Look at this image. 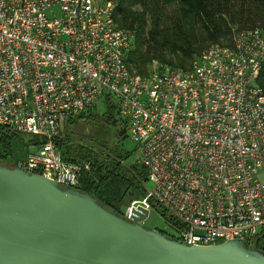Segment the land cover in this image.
I'll return each mask as SVG.
<instances>
[{"label": "built area", "instance_id": "1", "mask_svg": "<svg viewBox=\"0 0 264 264\" xmlns=\"http://www.w3.org/2000/svg\"><path fill=\"white\" fill-rule=\"evenodd\" d=\"M110 0H0V128L44 139L17 165L74 186L87 162L54 143L63 123L105 95L128 125L151 187L127 207L159 209L190 245L251 241L264 226V33L232 29L189 69L139 74L132 34Z\"/></svg>", "mask_w": 264, "mask_h": 264}, {"label": "water", "instance_id": "2", "mask_svg": "<svg viewBox=\"0 0 264 264\" xmlns=\"http://www.w3.org/2000/svg\"><path fill=\"white\" fill-rule=\"evenodd\" d=\"M148 210L121 216L96 197L19 165L0 164V264H264L241 239L190 245L143 222Z\"/></svg>", "mask_w": 264, "mask_h": 264}, {"label": "trees", "instance_id": "3", "mask_svg": "<svg viewBox=\"0 0 264 264\" xmlns=\"http://www.w3.org/2000/svg\"><path fill=\"white\" fill-rule=\"evenodd\" d=\"M110 1L115 3V23L132 34L127 62L142 75L151 71L153 61L157 63V69H189L191 61L209 43L228 41L232 29L257 27L264 33V0ZM258 84L264 91V63ZM79 122L91 125L93 131L85 136L72 137L69 125ZM127 130L126 121L116 114L112 98L105 95L97 106L66 120L54 139L64 160L88 163L87 169L80 170L74 187L94 195L100 204L116 210L121 216H124L119 208L121 196L105 181L118 163L117 158L120 157L116 150L118 143L128 136ZM16 135L18 133L0 128V164L17 165L8 160L13 155L12 138ZM103 136L107 142L115 136L117 143H104ZM43 141L36 137L29 141L28 146ZM141 168V172L137 169L133 172L141 196L131 199L128 205L145 195L147 169L143 164ZM247 243L264 252V226Z\"/></svg>", "mask_w": 264, "mask_h": 264}, {"label": "rangeland", "instance_id": "4", "mask_svg": "<svg viewBox=\"0 0 264 264\" xmlns=\"http://www.w3.org/2000/svg\"><path fill=\"white\" fill-rule=\"evenodd\" d=\"M119 126L121 125L119 124ZM91 131H93L91 125L86 126L81 122L69 125V133H72V137H76L77 135L85 136ZM36 137L37 136L24 133H18V135L14 136L12 138L13 155H10L8 160L16 163L25 160L28 152H33L36 149V145L28 146L29 141ZM104 137L105 136H103V142L105 143L106 140ZM114 143H117V139L115 136H112L107 144L113 145ZM61 149L63 150L64 148L62 147ZM116 154L120 158H117L118 163L114 165L115 169L113 170V173L106 178L105 184L121 196L119 208L125 213L127 207L130 205H128L130 200L141 196L139 194L140 186L135 183L133 172L134 169L141 172L142 161L137 146L128 136L123 141L118 143ZM144 186L146 188H150L151 183L146 182ZM143 225L146 228L154 226L155 228L158 227L163 229L162 227H164V221L156 209H151L148 213L147 219L143 222Z\"/></svg>", "mask_w": 264, "mask_h": 264}, {"label": "flooded vegetation", "instance_id": "5", "mask_svg": "<svg viewBox=\"0 0 264 264\" xmlns=\"http://www.w3.org/2000/svg\"><path fill=\"white\" fill-rule=\"evenodd\" d=\"M149 228H155V227L153 226V227H149ZM156 229H158L159 231H162L163 233H167V231H164L163 229H160L158 227H156Z\"/></svg>", "mask_w": 264, "mask_h": 264}]
</instances>
